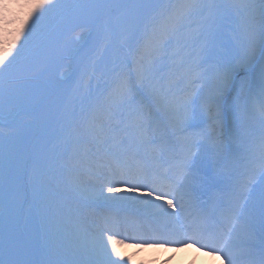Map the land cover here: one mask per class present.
Masks as SVG:
<instances>
[{"label":"snow or ice","instance_id":"6c2138e0","mask_svg":"<svg viewBox=\"0 0 264 264\" xmlns=\"http://www.w3.org/2000/svg\"><path fill=\"white\" fill-rule=\"evenodd\" d=\"M133 245L264 264V0H0V264Z\"/></svg>","mask_w":264,"mask_h":264},{"label":"bare ground","instance_id":"6f19581e","mask_svg":"<svg viewBox=\"0 0 264 264\" xmlns=\"http://www.w3.org/2000/svg\"><path fill=\"white\" fill-rule=\"evenodd\" d=\"M134 246V245H133ZM127 250V247H124L121 249V252L123 251H126ZM182 254L179 255V257L177 256L174 260H172L170 262V264H176L177 261L180 259V258H183L184 255L186 254H191L192 253V250L188 251L187 249H183L181 251ZM142 254H147V255H154V254H159V249L158 248H148V249H145L141 254H140V259L143 258V255Z\"/></svg>","mask_w":264,"mask_h":264},{"label":"rangeland","instance_id":"374dc122","mask_svg":"<svg viewBox=\"0 0 264 264\" xmlns=\"http://www.w3.org/2000/svg\"><path fill=\"white\" fill-rule=\"evenodd\" d=\"M177 264H179V263H177Z\"/></svg>","mask_w":264,"mask_h":264}]
</instances>
